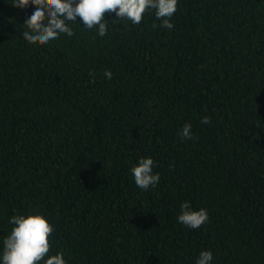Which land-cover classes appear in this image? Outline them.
<instances>
[{"label":"trees","instance_id":"obj_1","mask_svg":"<svg viewBox=\"0 0 264 264\" xmlns=\"http://www.w3.org/2000/svg\"><path fill=\"white\" fill-rule=\"evenodd\" d=\"M12 3L0 0V251L11 216L39 213L68 264H195L204 250L264 264V0H179L172 30L154 11L135 26L106 13L105 37L74 24L47 45L23 36L33 0ZM141 157L161 176L146 191L130 174ZM184 201L209 220L178 223Z\"/></svg>","mask_w":264,"mask_h":264},{"label":"clouds","instance_id":"obj_2","mask_svg":"<svg viewBox=\"0 0 264 264\" xmlns=\"http://www.w3.org/2000/svg\"><path fill=\"white\" fill-rule=\"evenodd\" d=\"M34 7L25 17L27 28L23 36L30 41L47 45L61 35H75L73 25L94 30L99 37H105L110 31L106 13H115L118 20H128L133 26L139 25L146 11H154L160 27L168 30L174 28L171 22L177 12L179 0H33ZM28 0H13L12 7L20 9ZM79 18V22L77 21ZM83 25V26H81ZM107 79L112 78L110 70L104 71ZM202 123H209L205 116ZM179 135L192 139L191 124L186 123ZM155 161L151 157H141L130 169L135 185L141 190L155 188L161 179L154 172ZM177 222L189 229L200 228L209 220L206 208L194 209L189 201L181 203ZM13 225L11 232L3 240L0 251V264H68L64 252L50 255V237L54 231L48 218L42 214L29 213L13 215L9 218ZM213 253L201 251L195 264H212Z\"/></svg>","mask_w":264,"mask_h":264}]
</instances>
